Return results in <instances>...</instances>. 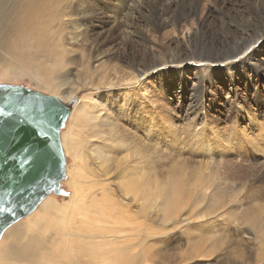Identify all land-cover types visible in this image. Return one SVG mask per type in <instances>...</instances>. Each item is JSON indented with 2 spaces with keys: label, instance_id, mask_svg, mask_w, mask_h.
I'll return each instance as SVG.
<instances>
[{
  "label": "rangeland",
  "instance_id": "rangeland-1",
  "mask_svg": "<svg viewBox=\"0 0 264 264\" xmlns=\"http://www.w3.org/2000/svg\"><path fill=\"white\" fill-rule=\"evenodd\" d=\"M24 1L3 3L0 39ZM58 4L59 22L44 14L33 29L38 47L42 41L48 48L42 62H35L36 71L18 63L9 71L0 65V82L53 94L35 79L38 72L60 93L81 85L66 100L73 101V109L62 129L67 158L62 193L49 196L59 207H68L77 170L86 185L97 178V186L86 189V196L96 192L93 207L109 206L102 192L107 188L113 199L122 200V173L115 162L109 161L104 175L89 152L94 143L115 142L110 156L128 153L123 168L143 174L149 188L183 172L187 180L193 178L191 187L203 185L205 190L204 197H193L200 199L192 208L181 193L185 207L180 215L185 218L161 221L162 212L155 207L127 222L135 226L143 220L152 230H143L144 243L132 239L138 261L144 259V247L161 250L139 264H264V0ZM94 124L99 128L92 129ZM137 204L130 209L138 212ZM37 212L14 224L29 226ZM161 239L165 241L157 243ZM132 251L118 260L132 258Z\"/></svg>",
  "mask_w": 264,
  "mask_h": 264
},
{
  "label": "bare ground",
  "instance_id": "bare-ground-1",
  "mask_svg": "<svg viewBox=\"0 0 264 264\" xmlns=\"http://www.w3.org/2000/svg\"><path fill=\"white\" fill-rule=\"evenodd\" d=\"M5 1L7 0H0V10ZM58 5V0H25L17 8L16 12L13 13L14 16L11 17L12 23H10V27L4 30L0 39L3 44V46L1 44L2 47L0 46V65L2 67L9 71L13 68V65L18 63L19 68L27 69V66H29L32 70H35L37 66L35 62L39 64L42 62L44 52H47L48 48L47 44L42 41L40 42V47H38L39 42L36 43V40L32 37V34L36 35L33 30L34 26L39 23V18L44 14H49L54 21L59 22L60 8ZM27 38L29 40L25 41L24 39ZM20 42L21 45L22 43L27 44L24 49L21 45H18ZM8 54L11 56L9 57ZM35 79L43 88H52L53 94L61 96L60 98L64 101L73 99L77 89L81 87L79 85L77 88H71L65 93H60L56 90V85L45 73L36 72ZM67 103L73 105V101ZM77 109L73 111L72 116ZM85 118L92 121L90 116ZM95 125L92 129L99 128V126L95 127ZM97 143H94L89 149L90 151H88L92 156L96 155L94 158L97 161V167L101 171H105L104 175L108 173L106 167L110 163L109 161L112 159L115 162L116 169H119L122 173L119 175L121 176L120 186L121 189L123 188L122 200H120L121 198L113 199L107 188V191L104 189L105 191L102 192L106 195L104 199L110 207H93V202L96 200V192H91L90 196H86V189L95 188L98 184L97 178L93 181H91V178L90 184L86 185L85 183L88 180L79 181L78 178L82 177V174L76 170L79 175L76 177L75 174H72L71 183L74 187V195L69 200L68 207H59L55 198L48 196L37 207L38 214L32 216L29 226L21 222L14 224L10 229L8 228L9 230L5 231L3 235V240L1 239L0 264H139L140 261L148 263V260H152L156 255L161 254L159 253L161 251L160 247L154 252H152L154 250L152 246L142 248L145 251L143 253L144 259L138 261L139 256H136L137 254L134 255L132 251L133 249L136 250L137 243L132 239L139 237V241L144 243L142 241L146 237L143 230L146 231L149 226L143 220L138 221L135 226L133 224L127 226V222L136 221L135 219H138L137 214L140 217L146 216V209L154 211L155 207H159L162 212L160 214L161 221L168 222L171 220L175 222L185 207L182 205L183 195L181 193L187 194V197L191 200V208L195 207L201 196H205L203 185L194 189L191 187V183H194L193 178L191 177L190 180H187V175L185 177L183 172L171 174L164 181H160V179L154 185L156 189H151V186L149 188L150 181L145 179L142 176L143 174L140 175L133 169L123 168V164L129 157L128 153L124 156L113 153L114 155L110 156L115 142H106L110 146L109 148L104 141L102 147H99L101 146L100 144L97 146ZM105 179L107 180V178ZM150 180L152 181V178ZM198 181L202 182L201 180ZM200 190L203 191L200 193ZM90 197L92 198L90 199ZM193 197L200 198L194 200ZM150 200H154V203H151L152 205L149 204ZM134 202L138 203V212L130 209V204ZM124 206L126 209L123 210ZM49 216L50 220H48ZM115 216H118L119 220H115ZM180 216L184 217L183 215ZM100 223H106L107 225L103 226ZM142 231L143 235L140 233ZM153 231H155V228ZM164 241V239H161L157 243L160 244ZM126 250H131L134 256L131 254L132 258L128 257L129 259L127 258V260H118L120 255Z\"/></svg>",
  "mask_w": 264,
  "mask_h": 264
},
{
  "label": "water",
  "instance_id": "water-1",
  "mask_svg": "<svg viewBox=\"0 0 264 264\" xmlns=\"http://www.w3.org/2000/svg\"><path fill=\"white\" fill-rule=\"evenodd\" d=\"M72 109L56 95L0 82V241L46 197L62 193V129Z\"/></svg>",
  "mask_w": 264,
  "mask_h": 264
}]
</instances>
